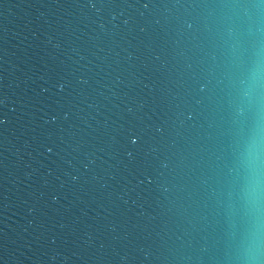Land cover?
Listing matches in <instances>:
<instances>
[{
    "label": "water",
    "instance_id": "1",
    "mask_svg": "<svg viewBox=\"0 0 264 264\" xmlns=\"http://www.w3.org/2000/svg\"><path fill=\"white\" fill-rule=\"evenodd\" d=\"M0 264H264V0H0Z\"/></svg>",
    "mask_w": 264,
    "mask_h": 264
},
{
    "label": "clouds",
    "instance_id": "2",
    "mask_svg": "<svg viewBox=\"0 0 264 264\" xmlns=\"http://www.w3.org/2000/svg\"><path fill=\"white\" fill-rule=\"evenodd\" d=\"M259 151H260V144H259V141H257L249 149V157L253 159H258Z\"/></svg>",
    "mask_w": 264,
    "mask_h": 264
},
{
    "label": "snow or ice",
    "instance_id": "3",
    "mask_svg": "<svg viewBox=\"0 0 264 264\" xmlns=\"http://www.w3.org/2000/svg\"><path fill=\"white\" fill-rule=\"evenodd\" d=\"M138 137H135L134 139L133 138H131V142H133V143H136V142H138Z\"/></svg>",
    "mask_w": 264,
    "mask_h": 264
}]
</instances>
